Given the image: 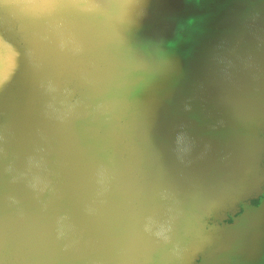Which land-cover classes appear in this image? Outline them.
Masks as SVG:
<instances>
[{
    "label": "water",
    "instance_id": "obj_1",
    "mask_svg": "<svg viewBox=\"0 0 264 264\" xmlns=\"http://www.w3.org/2000/svg\"><path fill=\"white\" fill-rule=\"evenodd\" d=\"M0 264H264V0H0Z\"/></svg>",
    "mask_w": 264,
    "mask_h": 264
},
{
    "label": "snow or ice",
    "instance_id": "obj_2",
    "mask_svg": "<svg viewBox=\"0 0 264 264\" xmlns=\"http://www.w3.org/2000/svg\"><path fill=\"white\" fill-rule=\"evenodd\" d=\"M14 66V57H13V64H12V67Z\"/></svg>",
    "mask_w": 264,
    "mask_h": 264
}]
</instances>
